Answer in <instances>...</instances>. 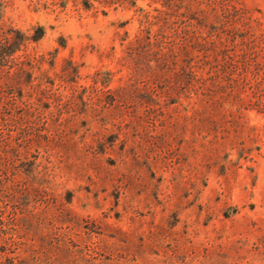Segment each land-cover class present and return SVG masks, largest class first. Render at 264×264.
Returning <instances> with one entry per match:
<instances>
[{"label": "rangeland", "instance_id": "rangeland-1", "mask_svg": "<svg viewBox=\"0 0 264 264\" xmlns=\"http://www.w3.org/2000/svg\"><path fill=\"white\" fill-rule=\"evenodd\" d=\"M240 2L250 33L217 75L182 51L177 25L150 45L139 9L161 8L153 0H0L5 28L46 30L17 55L30 76L0 67L16 116L41 134L27 155L18 128L2 131L23 144L11 177L31 191L0 201L19 220L11 256L35 247L41 264H264V0ZM28 162L43 185L24 174Z\"/></svg>", "mask_w": 264, "mask_h": 264}, {"label": "trees", "instance_id": "trees-1", "mask_svg": "<svg viewBox=\"0 0 264 264\" xmlns=\"http://www.w3.org/2000/svg\"><path fill=\"white\" fill-rule=\"evenodd\" d=\"M101 1L106 4H128L132 8L137 6V0ZM153 1L161 4V8H153L152 11L139 9L142 23L147 25L142 33L150 40V45L157 48L161 47V38H167L165 31L171 28V26L175 28V25H177L180 29L179 27L175 28V36L178 37L184 34V43L181 47L183 48L182 51L188 57H194L201 65H216L218 69L217 75L234 66V55H229V46L237 45V36L239 33H250L246 26L249 25L248 21L251 18H246L247 9L242 6L240 0ZM87 8H89V6H87ZM184 19L190 21L191 26H195L193 22H196L200 30L192 31L185 27L181 28V25H185ZM258 23L261 27L263 26L261 22L258 21ZM157 24L162 25L160 28L162 29L161 33L159 31L157 33L152 31V27ZM236 24H240V27H235L234 25ZM227 27H229L227 29V37L222 38L219 34V30H225ZM201 28L206 29L208 32H203ZM45 35L46 30L44 27H36L35 34L27 35L20 30L11 27L5 28L0 24V67H9V63H14L19 68L14 76L19 75V78L22 74H28V76H30L31 74L24 68L26 63L21 60V56L17 55L20 52L26 51L29 43H38ZM140 36L141 35L136 37L135 42L139 44V47H146V45H143L144 37L141 38ZM171 52L174 54L176 51L172 49ZM186 71L192 81L197 80L192 64L189 63L186 66ZM0 89H2V94L0 95V112L2 120L0 122V170L4 176L2 177L0 174V201H4V197L11 196L13 201L20 202L30 198L29 192H31L28 189V185L23 187L21 183L15 181L14 178L11 177L13 171H17L21 167L19 164L21 162V151L15 147H22L23 144L20 142L13 144V137L4 138L2 136V131L5 129L10 130L12 127L18 128L26 136L27 143L25 147L27 155L30 150V145L35 141L31 135L35 136L36 134V140L39 141L41 134L37 132L34 133L35 125H28L29 119L27 117L16 116L17 107L8 100L10 94H13V92H10L13 90V87L7 86L6 88L3 87ZM37 92L39 94H45L43 90H37ZM23 93V89H21L20 92L18 91V96L22 97ZM28 114L30 113H27V115ZM25 166H28V169L22 171L31 181L41 185L45 183L44 179L41 177V173L37 170L35 162H28ZM1 212L4 211L0 210V213ZM18 222L16 211L10 213L7 220L4 218L3 213L0 214V240H2L0 253L4 254L3 257H0V264H41L43 261H41L39 256L40 253L35 247H31L29 256L26 258L21 259L20 257L11 256L13 250L12 246H15L17 241L14 237H8L10 235L9 230L11 229L13 232L16 231Z\"/></svg>", "mask_w": 264, "mask_h": 264}]
</instances>
